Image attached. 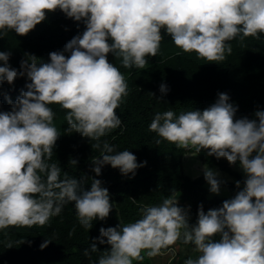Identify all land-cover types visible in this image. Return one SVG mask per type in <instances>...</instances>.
Returning <instances> with one entry per match:
<instances>
[{
	"label": "clouds",
	"instance_id": "obj_1",
	"mask_svg": "<svg viewBox=\"0 0 264 264\" xmlns=\"http://www.w3.org/2000/svg\"><path fill=\"white\" fill-rule=\"evenodd\" d=\"M56 10L85 25L63 52H52L48 62L25 53L19 70L9 64L10 52H0V85H12L18 77L30 81L26 91L12 98L14 103L8 100L11 111L0 112V230L43 226L68 203L74 204L79 225L90 230L94 220H105L113 209L99 179L86 189L76 178H61L58 164L48 163L60 137L50 105L65 110L66 131L97 141L91 145L101 149L92 160L96 176L110 165L133 178L146 165L138 164L127 149L115 152L106 140L101 145V138L122 123L117 110L128 88L108 54L124 68L143 69L148 57H156L163 30L174 49L219 64L232 51L230 41L264 35V0H0V38L9 32L25 36ZM168 90L160 85L161 99ZM236 111L229 96L218 93L215 103L202 111L156 112L148 126L160 138L157 144L164 140L197 153L207 150L208 156L227 160L232 171L240 173V167L246 178L242 188L236 182L240 190L233 198L207 212L201 204L190 225L192 205L171 195L142 207L135 222L101 227L84 255L107 244L110 250L101 252L96 264H133L142 251L150 257L164 255L181 240L199 253L185 264H264V110L256 111L254 119H237ZM191 158L203 166L197 177L204 175L209 192L219 195L223 181L212 170L217 167L184 152L183 161ZM50 242L46 238L41 250Z\"/></svg>",
	"mask_w": 264,
	"mask_h": 264
},
{
	"label": "trees",
	"instance_id": "obj_2",
	"mask_svg": "<svg viewBox=\"0 0 264 264\" xmlns=\"http://www.w3.org/2000/svg\"><path fill=\"white\" fill-rule=\"evenodd\" d=\"M84 30L83 22H76L56 10L47 13L46 19L27 35L9 32L0 38V52H10L9 64L19 70L25 53L35 55L41 62H48L52 52H63L66 44ZM162 35L156 57H148V64L143 69L124 68L111 53L107 57L120 69L128 88L117 110L122 123L101 138V145L106 140L115 152L127 149L136 156L138 164L146 161V165L138 168L133 178L121 175L110 165L104 166L101 174L96 176L92 171V160L100 157L101 149L91 145L97 141L66 131L65 110L59 105H50L55 113L53 123L60 137L48 163L58 164L61 178L65 174L76 178L86 189H90L92 179H99L110 194L113 209L105 220H94L90 230L79 225L72 203L65 204L61 214L50 218L43 226H12L0 230V264H96L101 252L110 250V246L97 244L100 252L90 253L89 256L84 255V250L90 249L101 227L135 222L142 216V207L158 205L171 195H177L183 203L192 205L189 212V217L193 216L189 221L191 225L196 222L201 204L205 212L219 208L240 190L236 187L237 181L243 187L241 174L232 171L221 159L208 156L207 150L197 153L195 148H178L164 140L157 144L156 140L160 138L149 131L148 126L156 112L172 110L179 115L190 110L202 111L215 103L218 93H226L229 103L237 106L235 118L254 119L256 111L264 110V35L230 41L232 51L226 53L219 64L199 58L195 52L184 53L176 46L174 49L168 43L172 41L170 36L163 30ZM27 82L30 81L26 77H18L12 85H0V112L11 111L8 100L14 103L12 98L27 90ZM162 83L169 90L161 99L159 87ZM190 151L203 165L217 167L234 179L221 184L229 198L209 199L204 175L192 179L190 165L182 160L184 152ZM72 159L77 164L71 163ZM46 238L52 242L41 250L40 245ZM22 240L23 243H17ZM9 243L13 247L8 248ZM176 245L181 251L174 264H184L188 258L198 256L191 244L178 240Z\"/></svg>",
	"mask_w": 264,
	"mask_h": 264
},
{
	"label": "rangeland",
	"instance_id": "obj_3",
	"mask_svg": "<svg viewBox=\"0 0 264 264\" xmlns=\"http://www.w3.org/2000/svg\"><path fill=\"white\" fill-rule=\"evenodd\" d=\"M256 118V117H255ZM225 163H228L227 160L221 158ZM189 162L188 164L186 165H190V169L192 170V174L191 177L195 178L197 177V175H201L203 174V166L200 167V164L198 162H196V159L195 158H191V159H188ZM229 165V163H228ZM229 167H232V165H229ZM233 168V167H232ZM212 170L214 171H217L220 176L219 178L223 181V182H232L234 179L232 177H230L226 172L222 171L221 169H217V168H212ZM235 170V168H234ZM238 171L240 172L241 174V177H242V180L244 181L245 180V174L243 172V170L239 167L238 168ZM187 172V175L189 174L188 171ZM207 192H208V198L211 199L213 197H223V198H229V194L227 193V191L223 188H220V193L219 195H214V194H211L209 192V185H207ZM192 219V217H190L189 221ZM172 248L173 250L170 251L169 253L167 254H164V255H157L155 257H150L147 255L146 251H142L141 252V259H136V260H133V264L136 262V261H139L140 264H174V259H175V256L178 252H180L181 250H178V247L176 245V243L174 245H172ZM199 255V253H198ZM169 257H172V260L169 262V263H166V259H168ZM185 264V263H184Z\"/></svg>",
	"mask_w": 264,
	"mask_h": 264
}]
</instances>
